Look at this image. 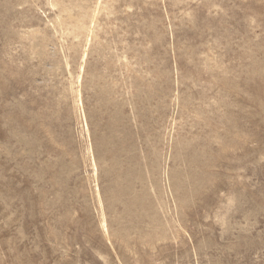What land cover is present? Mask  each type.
<instances>
[{"label":"rangeland","instance_id":"obj_1","mask_svg":"<svg viewBox=\"0 0 264 264\" xmlns=\"http://www.w3.org/2000/svg\"><path fill=\"white\" fill-rule=\"evenodd\" d=\"M0 264H264V0H0Z\"/></svg>","mask_w":264,"mask_h":264},{"label":"bare ground","instance_id":"obj_2","mask_svg":"<svg viewBox=\"0 0 264 264\" xmlns=\"http://www.w3.org/2000/svg\"><path fill=\"white\" fill-rule=\"evenodd\" d=\"M83 59H84V58H83ZM83 59H82V60H83Z\"/></svg>","mask_w":264,"mask_h":264}]
</instances>
